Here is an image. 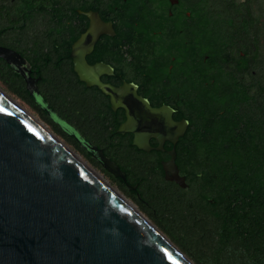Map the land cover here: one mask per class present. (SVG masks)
Returning a JSON list of instances; mask_svg holds the SVG:
<instances>
[{
	"label": "flooded vegetation",
	"instance_id": "1",
	"mask_svg": "<svg viewBox=\"0 0 264 264\" xmlns=\"http://www.w3.org/2000/svg\"><path fill=\"white\" fill-rule=\"evenodd\" d=\"M217 2L0 0V52L6 57L0 62H23L44 101L60 82L79 102L76 108L80 98L83 108L97 107L78 127L45 101L80 139L114 163L121 177L50 120L90 157L74 148L86 164L120 187L142 214L147 205L142 195L193 203L192 217L201 219L206 231H214L210 195L216 186L207 161L185 163L195 146L248 143L242 137L252 131L254 102L264 104V62L254 59L252 35L214 26L216 16L224 14ZM100 86L118 90L116 106ZM171 160L181 183L164 170ZM179 164L194 169L192 184Z\"/></svg>",
	"mask_w": 264,
	"mask_h": 264
},
{
	"label": "water",
	"instance_id": "2",
	"mask_svg": "<svg viewBox=\"0 0 264 264\" xmlns=\"http://www.w3.org/2000/svg\"><path fill=\"white\" fill-rule=\"evenodd\" d=\"M7 64L53 123L121 177L114 163L53 113L23 62ZM100 88L116 106L118 90ZM71 152L0 90V264H193ZM163 166L172 180L183 182L174 161Z\"/></svg>",
	"mask_w": 264,
	"mask_h": 264
},
{
	"label": "trees",
	"instance_id": "3",
	"mask_svg": "<svg viewBox=\"0 0 264 264\" xmlns=\"http://www.w3.org/2000/svg\"><path fill=\"white\" fill-rule=\"evenodd\" d=\"M217 6L224 14L215 15L214 26H231L252 35L254 59L264 62V0H218ZM0 81L33 109L55 134L90 159L54 126L30 97L22 79L5 62H0ZM54 84L58 90L45 97L52 110L78 127L94 117L97 107L83 108L84 100L80 98L79 108H76L79 102L68 86L60 82ZM254 104L252 131H245L242 137L248 143L195 146L185 163V167L194 166L192 160L204 159L209 164L211 180L216 186L210 195L215 201L211 213L214 231H206L205 223L193 218V203L177 202L165 194L141 197L147 203L143 206V214L194 264H264V104ZM112 134L116 132L112 131ZM179 166L182 168V164ZM182 170L192 184L194 169L183 167ZM117 189L121 191L120 187Z\"/></svg>",
	"mask_w": 264,
	"mask_h": 264
},
{
	"label": "rangeland",
	"instance_id": "4",
	"mask_svg": "<svg viewBox=\"0 0 264 264\" xmlns=\"http://www.w3.org/2000/svg\"><path fill=\"white\" fill-rule=\"evenodd\" d=\"M238 2H241L243 0H237ZM0 90H2L9 98H11L13 101H15L18 106L23 109V111H25L27 114H29L30 116H32L36 121H38L39 123L43 124V126L49 130L51 133H53L63 144H65L69 150H71L72 152L75 153V155L79 158V160L86 162L85 158L83 157V155H81L79 152H76L73 148L72 145H70L63 137L61 136H58L57 134H55L52 130V128L47 124L45 123L42 118L33 110L31 109L26 103H24L22 100H20L18 97H16L13 93H11L9 91V89L7 88V86L5 84H3L1 81H0ZM89 166H91L89 163H88ZM94 171L101 177L103 178L104 180L108 181L109 184L115 189L118 191V189L116 188V186H114L110 181L109 179L104 176L101 172H99L98 170L94 169ZM145 215V214H144ZM146 216V215H145ZM147 217V216H146ZM153 223V222H152ZM154 224V223H153ZM155 225V224H154ZM186 255V254H185ZM187 256V255H186ZM188 257V256H187ZM189 258V257H188ZM189 260L193 263V261L189 258ZM194 264V263H193Z\"/></svg>",
	"mask_w": 264,
	"mask_h": 264
},
{
	"label": "bare ground",
	"instance_id": "5",
	"mask_svg": "<svg viewBox=\"0 0 264 264\" xmlns=\"http://www.w3.org/2000/svg\"><path fill=\"white\" fill-rule=\"evenodd\" d=\"M12 102H13L17 107H19L18 104H17L15 101L12 100ZM19 108H20V107H19ZM20 109H21V108H20ZM21 110L23 111V109H21ZM24 112H25V111H24ZM29 116H30V115H29ZM30 117H32V116H30ZM32 119L35 120L33 117H32ZM35 121H36V120H35ZM37 122H38V121H37ZM71 154L74 155V156L79 160V158H78L74 153L71 152ZM80 161H81V160H80ZM100 178H101V177H100ZM101 179H102L104 182L107 183L106 180H104L103 178H101ZM126 202H127V204H128L132 209L136 210V209L134 208V206H133L130 202H128V201H126Z\"/></svg>",
	"mask_w": 264,
	"mask_h": 264
}]
</instances>
